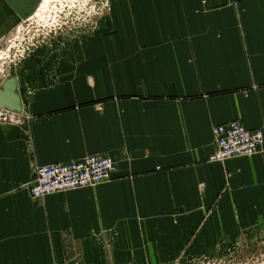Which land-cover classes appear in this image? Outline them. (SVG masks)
<instances>
[{
  "label": "crops",
  "instance_id": "0c3cea01",
  "mask_svg": "<svg viewBox=\"0 0 264 264\" xmlns=\"http://www.w3.org/2000/svg\"><path fill=\"white\" fill-rule=\"evenodd\" d=\"M113 6L59 76L15 69L27 120L0 123V264H166L264 214V146L209 161L215 126L264 131V0ZM108 153L112 181L31 197L39 167Z\"/></svg>",
  "mask_w": 264,
  "mask_h": 264
},
{
  "label": "rangeland",
  "instance_id": "374dc122",
  "mask_svg": "<svg viewBox=\"0 0 264 264\" xmlns=\"http://www.w3.org/2000/svg\"><path fill=\"white\" fill-rule=\"evenodd\" d=\"M20 1L18 17L0 32V57L24 79L38 70L46 78L50 71L59 76L56 72L73 56L69 47L90 45L92 38L110 30L113 0ZM241 226L229 216L225 228L201 231L195 249L186 247L179 260L166 264H264V214L253 225Z\"/></svg>",
  "mask_w": 264,
  "mask_h": 264
},
{
  "label": "built area",
  "instance_id": "2783aa9c",
  "mask_svg": "<svg viewBox=\"0 0 264 264\" xmlns=\"http://www.w3.org/2000/svg\"><path fill=\"white\" fill-rule=\"evenodd\" d=\"M27 120L22 113L0 107V123L14 124ZM216 149L210 162H225L235 157H249L262 152L264 131L250 129L239 121H230L213 128ZM116 173V160L112 153L86 156L67 162L41 166L30 187L32 198L40 199L53 193L94 187L112 181Z\"/></svg>",
  "mask_w": 264,
  "mask_h": 264
},
{
  "label": "water",
  "instance_id": "95a60500",
  "mask_svg": "<svg viewBox=\"0 0 264 264\" xmlns=\"http://www.w3.org/2000/svg\"><path fill=\"white\" fill-rule=\"evenodd\" d=\"M20 2V0H0V32L3 33L8 22L18 17ZM0 107H4L17 113L23 111L18 79L15 77L14 71L7 63H5L4 72L0 69Z\"/></svg>",
  "mask_w": 264,
  "mask_h": 264
},
{
  "label": "bare ground",
  "instance_id": "6f19581e",
  "mask_svg": "<svg viewBox=\"0 0 264 264\" xmlns=\"http://www.w3.org/2000/svg\"><path fill=\"white\" fill-rule=\"evenodd\" d=\"M0 44H1V43H0ZM0 48H1V45H0ZM2 52H3V50H2ZM0 59H3V58L0 57ZM5 63H6V61H5Z\"/></svg>",
  "mask_w": 264,
  "mask_h": 264
}]
</instances>
